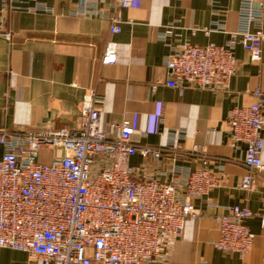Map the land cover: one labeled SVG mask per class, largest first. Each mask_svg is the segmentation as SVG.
<instances>
[{"label":"built area","instance_id":"1","mask_svg":"<svg viewBox=\"0 0 264 264\" xmlns=\"http://www.w3.org/2000/svg\"><path fill=\"white\" fill-rule=\"evenodd\" d=\"M133 0H111L93 5L81 0L72 15L110 23V33L122 32L121 10ZM53 13L46 0H1L0 31L8 13ZM173 25L161 41L170 54L166 85L181 94L187 89L229 93L239 62L238 45L255 63L261 62L264 42V0H240L237 30L225 45L199 46L179 40ZM225 31L219 23L206 35ZM6 37L10 40L11 35ZM117 61L116 43L106 48L103 64ZM253 105L235 108L225 120L235 147L246 145L240 188L249 191L255 179H264V93L254 92ZM103 99L86 95L79 126L57 131L0 129V248L25 253L42 264H151L163 259L165 242L179 236L188 219L200 216L194 201L223 184L225 163H215L195 148L189 156L201 158L192 170L179 164L184 155L182 132L172 133L168 144L152 147L134 141L129 119L109 130L102 128ZM188 155V154H186ZM140 156L144 171L130 160ZM152 170V172H150ZM162 177L168 180L162 181ZM253 213L247 207L225 208L217 216L216 249L245 258L254 235L247 227Z\"/></svg>","mask_w":264,"mask_h":264},{"label":"crops","instance_id":"2","mask_svg":"<svg viewBox=\"0 0 264 264\" xmlns=\"http://www.w3.org/2000/svg\"><path fill=\"white\" fill-rule=\"evenodd\" d=\"M80 1L46 0L53 13L12 12L4 18L0 129H74L79 126L84 97L95 94L103 99V130L126 117L134 128V141L152 147H162L172 133L182 132L185 154L179 164L199 169L201 158L189 154L200 148L215 163H225L223 184L194 201L200 216L188 219L183 232L165 242L163 259L151 264H264V179L256 178L249 191L240 188L247 148L233 145L224 123L233 109L256 102V90L264 93V42L261 62L255 63L237 38L239 65L228 94L195 89L181 94L166 85L169 71L164 60L170 50L161 41L166 27L173 25L180 37H172L170 43L227 44L237 30L240 0H133L132 7L120 11L124 23L118 35L110 33V23L103 18L72 15ZM87 1L102 6L111 0ZM219 23L225 24V31L206 35V30ZM110 42L116 43L117 61L105 65ZM3 154L0 146V159ZM130 164L144 171L140 156ZM232 206L247 207L253 213L246 224L254 242L243 259L215 247L220 236L216 218ZM0 264L42 263L25 253L0 248Z\"/></svg>","mask_w":264,"mask_h":264}]
</instances>
